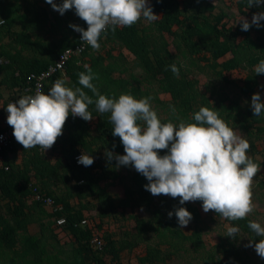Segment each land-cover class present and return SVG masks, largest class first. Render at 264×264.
Instances as JSON below:
<instances>
[{
    "label": "trees",
    "instance_id": "1",
    "mask_svg": "<svg viewBox=\"0 0 264 264\" xmlns=\"http://www.w3.org/2000/svg\"><path fill=\"white\" fill-rule=\"evenodd\" d=\"M13 1L16 2L11 4ZM217 1L149 0L158 20L145 26L146 19L142 17L131 27L118 26L115 32L109 29L98 41V51L91 48L73 58L65 73L55 79H63L65 74L72 87H82L78 74L86 72L87 64L99 76L93 83L102 95L116 99L121 94L136 99L152 97L150 102L168 115L162 123L195 122L194 113L208 107L217 111L229 127L244 134L256 149L254 152L250 147L247 155L262 167L264 162L256 156L260 153L256 144H264V115H253L251 97L259 92L264 101V74L255 73V66L264 59V27L242 31L239 20L244 16L251 21L253 14L264 11V7L249 8L247 0ZM7 2L0 0V19L4 20L0 26V60L8 62L0 63V102L5 101V109L21 97L31 74L46 70L81 36L71 30L70 35L43 47L39 37L32 40V33L44 30L50 17L47 10L34 13L35 7L24 8L19 0L5 5ZM233 3L237 15L224 10ZM25 12L35 14L36 20L30 21ZM63 16L76 17L78 26L87 30V23L74 8ZM54 18L53 28H61L62 16L58 13ZM18 22L23 25L21 32L14 31ZM3 37L9 38L10 49L1 45ZM25 51L35 53L26 55ZM173 63L180 70L179 77L170 70ZM117 72L120 76H115ZM234 72L241 78H232ZM197 74L207 75L208 81L202 85ZM50 86L46 84L43 93L47 94ZM224 86L236 90L233 97ZM3 87L12 93L7 101ZM155 89L158 91L153 92ZM83 90L97 99L90 90ZM161 94L170 103L160 100ZM89 111L92 121L69 115L63 135L51 148L59 150L54 161L46 158V150L39 146L25 150L15 138L0 151V264H125L132 255L138 264H169L181 252L201 254V264L252 262L239 248L226 247L224 241L216 250L202 245V201L180 205V198H174V206L168 202L172 197L153 196L146 191L144 186L149 182L133 166L117 167L115 159L109 162L105 150L125 155L124 147L120 138L112 135L110 113L100 114L94 104ZM167 152L161 150L160 155ZM82 153L94 158L92 166L77 165L76 159ZM122 168L127 175L117 173ZM125 179L130 183L123 187V195L113 193L112 187L122 185ZM37 194L53 199L54 206L37 201ZM166 205L171 211L185 207L192 213V236L179 229L175 215L169 219ZM143 213L150 216L146 219ZM61 220L64 222L59 224ZM249 221L255 220L249 216L237 221L224 219L230 227H239L249 240L259 243L261 238L248 228ZM32 226H39V231L31 232ZM111 226L115 230H109ZM96 237L102 241L101 248L92 243ZM151 240L156 243L151 244Z\"/></svg>",
    "mask_w": 264,
    "mask_h": 264
},
{
    "label": "clouds",
    "instance_id": "2",
    "mask_svg": "<svg viewBox=\"0 0 264 264\" xmlns=\"http://www.w3.org/2000/svg\"><path fill=\"white\" fill-rule=\"evenodd\" d=\"M52 9L63 16L75 9L76 15L88 25L87 30L70 24L81 34V42L99 50L98 42L102 33L118 26L131 27L143 17L154 22L160 17L155 15L149 0H63L57 4L46 0ZM247 6L264 7V0H247ZM264 11L254 13L251 21L241 16L239 24L242 31L253 26L264 27ZM170 70L179 77L175 63ZM86 72L78 74L82 87L73 89L66 86L63 79H57L47 94L37 85L35 95H25L6 107L7 123L14 131V138L25 150L39 146L49 150L63 135L69 115L92 121L90 105H95L100 114L110 113L113 125L112 135L119 137L125 155L105 150L107 160L117 161V167L133 166L149 182L145 190L153 196L180 198V205L187 202L202 201L205 213L214 211L222 219L243 220L255 210L252 185L261 171V165L247 155L250 143L228 126L217 111L201 107L194 113L195 122L178 125L162 123L151 106L152 97L136 99L130 94H121L118 99L102 95L94 80L98 74L85 64ZM256 75L264 74V59L255 66ZM264 88V85L261 86ZM83 89L90 90L93 99ZM251 109L255 117L264 115V101L259 92L251 97ZM175 113V109H172ZM115 145H113V149ZM161 150H168L161 156ZM77 163L90 167L94 163L91 155L82 153ZM143 209H141L142 211ZM175 215L179 229L187 227L193 219L185 207H176L168 212L171 219ZM248 228L260 237L259 243L250 240L245 247H254L257 255L264 259V226L249 221ZM239 227H228L227 237L235 239Z\"/></svg>",
    "mask_w": 264,
    "mask_h": 264
},
{
    "label": "rangeland",
    "instance_id": "3",
    "mask_svg": "<svg viewBox=\"0 0 264 264\" xmlns=\"http://www.w3.org/2000/svg\"><path fill=\"white\" fill-rule=\"evenodd\" d=\"M10 1V0H8ZM39 1V0H38ZM214 3H218L217 0H210ZM55 3H59V0H54ZM40 3V2H39ZM12 4V3H11ZM232 6H228L226 8H224V10L226 12H228L231 15H237L238 14V10L236 9L235 4H230ZM49 14H50V19H51V23H56L54 16L58 14V12H56L55 10L52 9V7L50 6L48 8ZM40 13L41 10H38L35 8L34 13ZM25 14L28 16V19L30 21L32 20H36V16L35 14L31 13V12H25ZM66 21V22H65ZM72 21H77L76 17H72V18H68L66 16H62V26L61 28L59 27H55L53 28V26H51L50 24L48 26H46L44 28V30H37L35 32L32 33V39L39 37V40L42 41V43H48L47 41H49V38H52L53 41H58L60 40L62 37H64L65 34H71V29L69 28V25L71 24ZM144 25H148V21H144L143 22ZM16 29L17 31H21V29H23V25L21 23H17L16 24ZM78 25V24H75ZM143 26V25H142ZM50 29V30H49ZM69 34V35H70ZM103 51V50H102ZM125 76H128V73L124 74ZM140 75V74H138ZM115 76H120V72H117L115 74ZM195 77V75L193 76ZM196 77L198 79H200V82L202 85H204L207 81H208V77L207 75L204 74H197ZM232 78L236 79H240L241 75L237 72H234L232 74ZM219 88L222 89V84L218 85ZM144 87V86H143ZM224 89L227 90L226 92L229 93L232 97L234 96V92L236 91L233 87H227L224 86ZM158 90L155 89L153 92H157ZM159 99L162 101H166L168 103H170L169 98L166 95H160ZM152 105V108L154 109L156 104L154 102H150ZM157 107V106H156ZM157 114L158 117L162 120V119H167L168 115L165 114L164 110L162 109V107H157L156 109H154ZM163 121V120H162ZM238 135H241L244 137V134L238 130H236ZM250 143V141H248ZM251 145V143H250ZM258 151H260V153L257 152V157L264 162V151L262 152V150L264 149V144L260 143V144H256ZM251 149L255 152L256 149L254 147L251 146ZM59 150H57L58 152ZM56 158V154L52 155L51 157H49V159L51 161H54ZM119 175H127V171L122 168L120 171L117 172ZM129 181L128 179H125L124 183L122 185H117L112 187L111 191L113 193H118L120 195H123V187L125 185H129ZM252 192H253V202L256 205L255 210L253 211V213H251L249 215V217H251L253 220H255L256 222L261 223L262 226H264V165L261 167V171L257 174V176L254 178L253 181V185H252ZM171 204H176L177 201L174 200V198H170V200L168 201ZM166 207H169V205H166ZM167 209V208H166ZM199 210H200V215H201V224L200 227L202 229V239H203V244L205 246V248H207L208 250H216L217 247L222 243V241H224V245L226 247H236L239 248V250L242 252L243 256H247L249 257V259L252 260V262L248 261L249 264H252L254 262V264H264V262L260 261V257L257 255L254 247H245V245H247L249 243V239L248 237L243 234V233H239L238 237H236L235 239H233L232 237H227V229L229 226L228 223L224 222V219L219 218L215 215L214 211H210L208 213H205L203 211V208L199 206ZM171 211V208L169 207L168 212ZM150 216V213H143L142 217H146V219ZM40 227L36 226L34 231L37 232L39 231ZM106 229H108V227H106ZM109 230H115V227L111 226V228L109 227ZM183 232L188 235V236H192L194 233V223L192 221H190L189 225L185 228L182 229ZM229 241L231 242V245L229 244ZM152 242L151 244L156 243V241H150ZM186 246H192L191 243H187ZM70 248V247H69ZM192 251V250H191ZM201 254H196L194 252H181L179 255L175 256L173 258L172 261L169 262V264H201ZM125 264H138L137 263V259L136 256H131L128 259H126Z\"/></svg>",
    "mask_w": 264,
    "mask_h": 264
},
{
    "label": "built area",
    "instance_id": "4",
    "mask_svg": "<svg viewBox=\"0 0 264 264\" xmlns=\"http://www.w3.org/2000/svg\"><path fill=\"white\" fill-rule=\"evenodd\" d=\"M3 24H4V21H1L0 26ZM109 29H111V28H109ZM105 33H102L101 37ZM90 49H91L90 45H88L84 42H81V36H80L77 43L75 44V46L67 48L64 52H62L59 55V57L57 58V60L54 63L50 64L46 70H44L43 72H41L40 74H37V75L31 74L28 77L27 80H28L29 86L27 88L23 89L21 97L25 96V95H35V92L37 90V85L40 86L41 92H43V89H44L46 84L51 83L53 86L54 82L57 80V79H55V77L58 74L65 73L67 65L69 64V62L73 58L81 57L85 52L89 51ZM0 63H2V64L6 63L7 64L8 62L1 59ZM15 101L16 100L11 101L10 103H13ZM13 131H14V129L8 125L7 121L4 122V130L0 131V151H2L6 147H9L12 144V141L14 140ZM76 163H77V159H76ZM77 165H79V164L77 163ZM35 192H36V190H35ZM35 199L37 201H43L45 203V205L48 207L54 206V200L51 198H46V197L44 198L41 195L37 194ZM63 222L64 221L61 220L58 223L62 224ZM92 243L97 245L98 248H101L103 245L102 241L98 237L94 238Z\"/></svg>",
    "mask_w": 264,
    "mask_h": 264
},
{
    "label": "crops",
    "instance_id": "5",
    "mask_svg": "<svg viewBox=\"0 0 264 264\" xmlns=\"http://www.w3.org/2000/svg\"><path fill=\"white\" fill-rule=\"evenodd\" d=\"M15 2L16 1H13L12 4H14ZM8 3H10V2L8 1L5 5H7ZM19 4H21L24 8L25 7H30V6L35 7L36 9L41 10V12H40L41 14L45 12L44 9H46L47 12L49 13L48 8L51 6V5L46 4L43 0H39V1L38 0H19ZM1 21H4V20L0 19V22ZM18 23H20V22H18ZM49 24L51 26L53 24V23H51L50 17H49V22L46 24V26H48ZM71 24H78L79 25V22L78 21H76V22L72 21ZM16 26L17 25L14 26V31H17ZM69 28L71 30H74L71 27H69ZM21 31H22V29H21ZM21 31H17V32H21ZM70 38H72V37L70 36ZM37 39H38V37L35 38V39L33 38L32 40L36 41ZM61 39H63V37ZM47 42L51 43V42H53V39L49 38V41H47ZM48 43H46V44H48ZM8 44H9V38L8 37H3L2 40H1V45H5L7 49H10L8 47ZM42 44H43V47L46 45L45 43H42ZM18 48H20V46H18ZM34 53H35L34 51H32V53L28 52V51L24 52V54L32 55V56H33ZM124 54H127V52L125 51ZM63 76H64L63 80L65 81L66 86L72 87V85H70V82H68L69 79L65 77V74ZM50 87H52V86H50ZM72 88L75 89L74 87H72ZM2 93L4 94V99L6 101L10 98V95L12 94L9 90H6L5 87L2 88ZM4 102H5L4 100H2L0 102V129H2V128L4 129V122L7 121V117H8V113H7L6 109L4 108ZM54 154H56V156H58V152L57 151L54 152V151H52V149H49L48 151H46V158L48 160H50L49 157H51ZM34 229H35L34 226L30 227L31 232H33V233H35Z\"/></svg>",
    "mask_w": 264,
    "mask_h": 264
}]
</instances>
